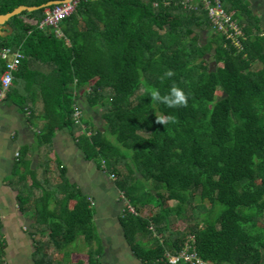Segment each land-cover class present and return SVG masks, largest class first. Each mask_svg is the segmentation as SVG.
Masks as SVG:
<instances>
[{"label": "trees", "instance_id": "16d2710c", "mask_svg": "<svg viewBox=\"0 0 264 264\" xmlns=\"http://www.w3.org/2000/svg\"><path fill=\"white\" fill-rule=\"evenodd\" d=\"M54 1L62 0H0V16ZM223 3L242 32L239 45L214 28L204 6L162 0H79L61 22V36L39 28L47 8L24 11L9 21L13 34L0 37V76L4 49L24 54L8 97L25 108L36 99L22 86L39 89L47 120L41 145L60 128L83 129L86 158L103 164L128 200L122 226L145 264H169L165 255L178 254L191 238L206 262L264 264V26L250 0ZM33 62L50 72L32 70ZM173 85L187 94V106L151 98ZM82 92L103 111V130L83 116L85 128L76 124ZM56 200L53 214L38 205L39 225L55 222L49 240L37 243L36 264H104L86 196L73 187ZM186 213L183 227L175 220ZM79 238L92 247L85 255L67 251Z\"/></svg>", "mask_w": 264, "mask_h": 264}, {"label": "crops", "instance_id": "0c3cea01", "mask_svg": "<svg viewBox=\"0 0 264 264\" xmlns=\"http://www.w3.org/2000/svg\"><path fill=\"white\" fill-rule=\"evenodd\" d=\"M31 69L50 72L39 62H33ZM21 93L36 99L35 104L21 107L15 97L0 104V252L6 264H36L37 243L49 240V225L55 222L49 218L46 225H39L38 205L46 204L53 214L56 199L65 198L73 187L95 210L94 225L104 264H145L134 255L122 226L128 200L107 168L86 158L79 143L84 131L63 127L50 144L41 145L40 136L47 124L42 95L39 89L28 91L25 86ZM77 106L83 118L103 130L94 116H102L103 111L92 109L84 92Z\"/></svg>", "mask_w": 264, "mask_h": 264}, {"label": "built area", "instance_id": "2783aa9c", "mask_svg": "<svg viewBox=\"0 0 264 264\" xmlns=\"http://www.w3.org/2000/svg\"><path fill=\"white\" fill-rule=\"evenodd\" d=\"M162 2L166 6L177 2L185 9L190 10H198L200 7L204 6L214 28L239 45L237 38L242 35V32L224 7L223 0H162ZM78 4L79 0H62L60 4L47 8L45 17L41 21L39 28H53L56 34L61 36V22L69 18L75 12ZM2 59L6 62V69L0 76V104L8 98L11 92L16 79V73L19 71L22 60L24 59V54L20 48H7L2 51ZM82 116V110L77 106L74 113V120L76 124H81L83 128H85L81 122ZM89 135H91V133ZM112 178L116 179L114 175H112ZM129 210L135 213L134 208L130 207ZM190 240H192V242L186 243L184 249L178 254L174 255L167 253L165 255V261L169 264H216L202 260L192 245L194 239L191 238Z\"/></svg>", "mask_w": 264, "mask_h": 264}, {"label": "rangeland", "instance_id": "374dc122", "mask_svg": "<svg viewBox=\"0 0 264 264\" xmlns=\"http://www.w3.org/2000/svg\"><path fill=\"white\" fill-rule=\"evenodd\" d=\"M251 1V8L253 10V12L255 14H257L258 16L261 17L262 19V25L264 26V0H250ZM209 34H204V36H202V40H203V43L207 42V40L209 39ZM95 118L97 119L96 123L98 125L99 128H101L102 126H104L105 124V121L103 120V115L101 116L99 113L95 114L94 115ZM83 130V129H82ZM112 141H115V138L114 137H110ZM199 202V200L197 201ZM172 206H176V202H171L170 203ZM199 204V203H197ZM222 208V207H221ZM221 208L219 210H221ZM152 208L151 207H147L145 209L142 210V215L143 216H148L149 213L151 212ZM188 215L189 213H186L182 218L180 219H174L176 221V223L178 224L179 221L182 220L183 223H180L183 225V227H185V224H187L188 222L185 223V221H187L188 219ZM92 247H90V245H88L85 240L83 238H79L75 243H73L72 245H70L68 248H67V251L68 252H79L81 253L82 255L88 253L90 251ZM54 258L56 260H62L63 258V254L61 252H54ZM105 261H108V260H105ZM128 262H131L132 261V258L128 259L127 260Z\"/></svg>", "mask_w": 264, "mask_h": 264}, {"label": "clouds", "instance_id": "9594fccd", "mask_svg": "<svg viewBox=\"0 0 264 264\" xmlns=\"http://www.w3.org/2000/svg\"><path fill=\"white\" fill-rule=\"evenodd\" d=\"M167 76H171L172 72L169 71L165 73ZM151 98L155 101L163 102L169 107L176 106H187L188 96L187 94L179 87L173 85L167 95H161L158 89H154L151 92ZM173 117H167V120H172ZM159 121L166 123L167 121L163 118L159 119Z\"/></svg>", "mask_w": 264, "mask_h": 264}, {"label": "water", "instance_id": "95a60500", "mask_svg": "<svg viewBox=\"0 0 264 264\" xmlns=\"http://www.w3.org/2000/svg\"><path fill=\"white\" fill-rule=\"evenodd\" d=\"M62 1H54L50 2L48 4L39 6V7H28V6H22L20 8L15 9L13 12L6 14V15H1L0 16V37H8L13 34L14 29L13 27L9 24V21L17 16L20 15L24 11H37L43 8H49L54 5L60 4Z\"/></svg>", "mask_w": 264, "mask_h": 264}]
</instances>
